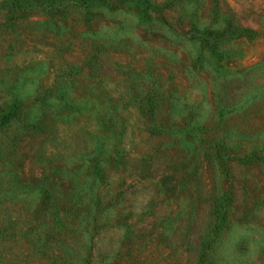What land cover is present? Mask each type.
<instances>
[{"label": "rangeland", "instance_id": "obj_1", "mask_svg": "<svg viewBox=\"0 0 264 264\" xmlns=\"http://www.w3.org/2000/svg\"><path fill=\"white\" fill-rule=\"evenodd\" d=\"M0 264H264V0H0Z\"/></svg>", "mask_w": 264, "mask_h": 264}, {"label": "trees", "instance_id": "obj_2", "mask_svg": "<svg viewBox=\"0 0 264 264\" xmlns=\"http://www.w3.org/2000/svg\"><path fill=\"white\" fill-rule=\"evenodd\" d=\"M40 193H42V192L40 191ZM46 193H48V191H46Z\"/></svg>", "mask_w": 264, "mask_h": 264}]
</instances>
